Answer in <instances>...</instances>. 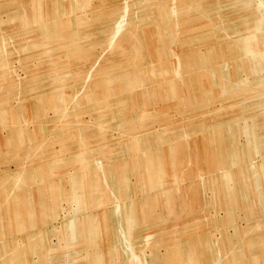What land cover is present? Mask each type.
Instances as JSON below:
<instances>
[{"label": "rangeland", "instance_id": "374dc122", "mask_svg": "<svg viewBox=\"0 0 264 264\" xmlns=\"http://www.w3.org/2000/svg\"><path fill=\"white\" fill-rule=\"evenodd\" d=\"M0 264H264V0H0Z\"/></svg>", "mask_w": 264, "mask_h": 264}]
</instances>
